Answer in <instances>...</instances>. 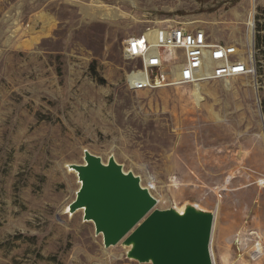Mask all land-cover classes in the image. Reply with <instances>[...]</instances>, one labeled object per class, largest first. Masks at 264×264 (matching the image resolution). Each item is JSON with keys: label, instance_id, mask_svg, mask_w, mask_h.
I'll use <instances>...</instances> for the list:
<instances>
[{"label": "rangeland", "instance_id": "rangeland-1", "mask_svg": "<svg viewBox=\"0 0 264 264\" xmlns=\"http://www.w3.org/2000/svg\"><path fill=\"white\" fill-rule=\"evenodd\" d=\"M177 24L253 73L131 92L125 42ZM263 100L264 0H0V264H140L67 211L84 150L154 184L160 209L213 212L214 264H264Z\"/></svg>", "mask_w": 264, "mask_h": 264}, {"label": "water", "instance_id": "water-1", "mask_svg": "<svg viewBox=\"0 0 264 264\" xmlns=\"http://www.w3.org/2000/svg\"><path fill=\"white\" fill-rule=\"evenodd\" d=\"M80 184L68 212L83 210L102 235L105 248L120 242L140 264H214L211 240L215 214L196 205L160 209L141 178L114 157L104 162L84 150V163L71 164Z\"/></svg>", "mask_w": 264, "mask_h": 264}, {"label": "built area", "instance_id": "built-area-1", "mask_svg": "<svg viewBox=\"0 0 264 264\" xmlns=\"http://www.w3.org/2000/svg\"><path fill=\"white\" fill-rule=\"evenodd\" d=\"M160 31L159 42L147 32L125 42L124 58L133 64L126 78L131 92L226 82L253 73L254 68L235 47L211 39L204 28L177 24ZM252 235L260 239L257 232Z\"/></svg>", "mask_w": 264, "mask_h": 264}, {"label": "bare ground", "instance_id": "bare-ground-1", "mask_svg": "<svg viewBox=\"0 0 264 264\" xmlns=\"http://www.w3.org/2000/svg\"><path fill=\"white\" fill-rule=\"evenodd\" d=\"M162 38H160V36H159V38H157L156 40L159 42L160 40H161ZM230 81H233V80H230ZM230 81H226V82H230ZM206 85V83L205 84H201V86H205ZM196 86H199V85H196ZM68 168L69 167H71V165L70 166H67ZM68 171L69 172H71V173H76L75 172V170L74 169H71V168H69L68 169ZM77 175V174H76ZM154 185V184H153ZM152 184H151V186L150 187H148L150 190L151 189H154L155 188V186H153ZM159 202V201H158ZM183 209H184V207H182L181 209H178V210H180V211H183ZM67 211H68V209H67ZM66 211V212H67ZM79 212H83V210H78ZM100 236H102V235H100ZM126 250H127V252H128V250H129V248L127 247L126 248ZM262 256V251H261V247H258V249H257V251H255V254L253 255V257H252V260H257V258H260Z\"/></svg>", "mask_w": 264, "mask_h": 264}, {"label": "trees", "instance_id": "trees-1", "mask_svg": "<svg viewBox=\"0 0 264 264\" xmlns=\"http://www.w3.org/2000/svg\"><path fill=\"white\" fill-rule=\"evenodd\" d=\"M262 108H263V112H264V100L262 101Z\"/></svg>", "mask_w": 264, "mask_h": 264}, {"label": "crops", "instance_id": "crops-1", "mask_svg": "<svg viewBox=\"0 0 264 264\" xmlns=\"http://www.w3.org/2000/svg\"><path fill=\"white\" fill-rule=\"evenodd\" d=\"M260 240H261V238H260ZM257 260H259V259H257ZM257 260H256V261H257Z\"/></svg>", "mask_w": 264, "mask_h": 264}]
</instances>
